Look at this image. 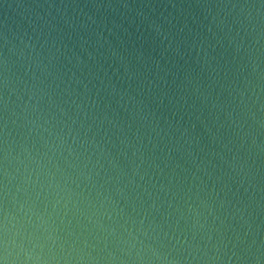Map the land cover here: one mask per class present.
I'll list each match as a JSON object with an SVG mask.
<instances>
[{
  "label": "clouds",
  "instance_id": "obj_1",
  "mask_svg": "<svg viewBox=\"0 0 264 264\" xmlns=\"http://www.w3.org/2000/svg\"><path fill=\"white\" fill-rule=\"evenodd\" d=\"M0 7V264H264V0Z\"/></svg>",
  "mask_w": 264,
  "mask_h": 264
},
{
  "label": "water",
  "instance_id": "obj_2",
  "mask_svg": "<svg viewBox=\"0 0 264 264\" xmlns=\"http://www.w3.org/2000/svg\"><path fill=\"white\" fill-rule=\"evenodd\" d=\"M4 16V9L0 7V19H3Z\"/></svg>",
  "mask_w": 264,
  "mask_h": 264
}]
</instances>
